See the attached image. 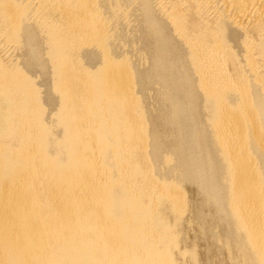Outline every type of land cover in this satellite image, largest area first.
Instances as JSON below:
<instances>
[{"label":"bare ground","instance_id":"bare-ground-1","mask_svg":"<svg viewBox=\"0 0 264 264\" xmlns=\"http://www.w3.org/2000/svg\"><path fill=\"white\" fill-rule=\"evenodd\" d=\"M0 264H264V0H0Z\"/></svg>","mask_w":264,"mask_h":264},{"label":"rangeland","instance_id":"rangeland-1","mask_svg":"<svg viewBox=\"0 0 264 264\" xmlns=\"http://www.w3.org/2000/svg\"><path fill=\"white\" fill-rule=\"evenodd\" d=\"M10 50V49H9ZM11 51V50H10ZM191 190V188H189V191ZM194 193V191H193V189H192V191H190V195H192ZM196 197V194H193V198H195ZM191 228V229H190ZM190 228H188L187 229V232H188V236H189V240L190 241H193V237H195V235H196V230L193 228V227H190ZM193 229V230H192ZM192 235V236H191ZM191 237V238H190ZM197 247L199 248V251H200V253L202 254V252L204 251V249H203V244L201 243L200 244V242L197 244ZM202 256V255H201Z\"/></svg>","mask_w":264,"mask_h":264}]
</instances>
